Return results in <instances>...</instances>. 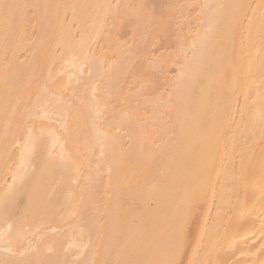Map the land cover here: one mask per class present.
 <instances>
[{"label":"bare ground","instance_id":"bare-ground-1","mask_svg":"<svg viewBox=\"0 0 264 264\" xmlns=\"http://www.w3.org/2000/svg\"><path fill=\"white\" fill-rule=\"evenodd\" d=\"M0 264H264V0H0Z\"/></svg>","mask_w":264,"mask_h":264}]
</instances>
